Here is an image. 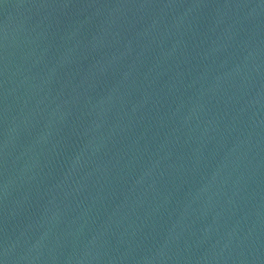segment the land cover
Wrapping results in <instances>:
<instances>
[{
    "label": "water",
    "instance_id": "obj_1",
    "mask_svg": "<svg viewBox=\"0 0 264 264\" xmlns=\"http://www.w3.org/2000/svg\"><path fill=\"white\" fill-rule=\"evenodd\" d=\"M0 264H264V0H0Z\"/></svg>",
    "mask_w": 264,
    "mask_h": 264
}]
</instances>
